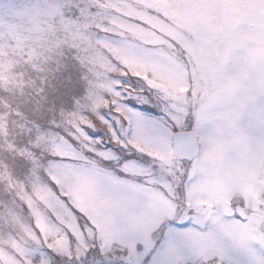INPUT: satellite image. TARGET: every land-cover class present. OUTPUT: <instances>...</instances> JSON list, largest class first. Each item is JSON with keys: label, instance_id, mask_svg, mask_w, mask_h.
Wrapping results in <instances>:
<instances>
[{"label": "snow or ice", "instance_id": "6c2138e0", "mask_svg": "<svg viewBox=\"0 0 264 264\" xmlns=\"http://www.w3.org/2000/svg\"><path fill=\"white\" fill-rule=\"evenodd\" d=\"M0 264H264V0H0Z\"/></svg>", "mask_w": 264, "mask_h": 264}]
</instances>
